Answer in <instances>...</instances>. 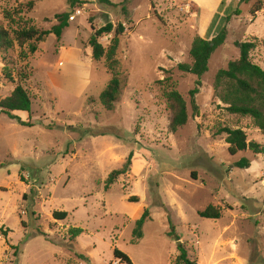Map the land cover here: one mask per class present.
<instances>
[{
	"label": "rangeland",
	"instance_id": "obj_1",
	"mask_svg": "<svg viewBox=\"0 0 264 264\" xmlns=\"http://www.w3.org/2000/svg\"><path fill=\"white\" fill-rule=\"evenodd\" d=\"M28 1L34 7L25 17L39 30L55 26V15L70 17L61 38L49 35L35 54L0 53V101L16 85L31 101L30 113H13L30 126L0 113V229L8 231L0 233V264H120L114 249L131 264H175L179 245L197 264H264V154L231 156L225 135L214 134L240 129L261 147L264 135L227 113L213 91L216 73L239 58L238 43L256 40L250 59L262 67L264 0H80L74 10L66 0H0V27L2 9ZM108 22L125 30L117 50L122 89L111 112L98 101L110 74L88 46L91 28ZM223 27L226 40L200 79L177 69L190 64L195 37L209 40ZM112 37L98 41L107 48ZM197 80L195 116L189 92ZM171 89L188 114L174 134L164 98ZM129 154L127 173L106 190ZM241 159L248 168L235 166ZM208 206L218 219L200 217ZM144 210L149 219L135 240ZM53 212L67 217L55 221ZM70 229L82 233L71 240Z\"/></svg>",
	"mask_w": 264,
	"mask_h": 264
},
{
	"label": "trees",
	"instance_id": "obj_2",
	"mask_svg": "<svg viewBox=\"0 0 264 264\" xmlns=\"http://www.w3.org/2000/svg\"><path fill=\"white\" fill-rule=\"evenodd\" d=\"M69 7L74 10L80 7L83 2L80 0H66ZM250 0H239V3L247 4ZM100 4L112 6L109 0H98ZM34 7L33 1L23 4H17L14 8H4L1 10L2 20L5 27H0V53L18 48L21 51L20 56L26 58L37 52L38 46L49 35H54L57 40L61 38L62 32L68 27L70 15L67 13L54 16L57 24L48 31L37 29L25 16L32 11ZM260 8L253 10L252 15L258 12ZM239 13H234L237 16ZM229 18H227L228 21ZM93 33L89 38L88 46L91 50V57L94 61L103 60L105 67L110 74V80L104 90L100 93L98 101L100 106L107 112L114 110L115 104L119 99L122 82L118 71L117 50L119 46V38L124 34V26L118 24L115 28L111 23H106L98 30L91 28ZM113 37L107 48L99 43V38L110 35ZM227 37L226 27L209 40L195 37L191 43L189 50L190 64H178L177 69L180 72L193 75L200 79L206 72L208 62L212 54L224 44ZM240 51L239 58L228 63L226 69L219 70L213 83L214 96L224 106L227 113L242 118H249L254 127L264 135V58L262 67L253 63L250 59V53L256 48L257 43L247 41L238 43ZM201 83L196 81L194 89L189 92L190 104L195 116L198 115V108L195 105L194 97L198 94ZM166 108L170 113L169 131L177 132L178 129L184 127L188 120L187 107L183 97L174 89L164 94ZM31 101L27 92L20 86L16 85L10 95L0 101V113L15 120L21 126H30L27 122H22L13 113L25 112L30 113ZM84 132L82 136H85ZM216 137L225 135V143L228 146L229 155L234 156L238 152L246 150L254 154H264V146L254 142H248L246 134L240 129L222 128L215 132ZM81 136V137H82ZM132 159L129 154L125 164L120 170L111 172L105 180L104 188L107 190L120 175L127 173ZM236 167L246 169L249 162L241 159L235 164ZM130 202H138L136 197H131ZM200 217L208 219H218L220 212L213 206H208L204 211L199 213ZM67 213L53 212L52 218L55 221L65 220ZM149 219L148 210H144L138 220L135 221L133 237L138 240L142 237V228ZM1 236L6 237L7 230L0 229ZM82 233L80 229H70L68 234L71 240H74ZM171 237L172 235L169 234ZM175 241L179 238L175 237ZM178 255L175 258V264H197L188 258L187 252L182 245L177 246ZM114 259L120 264H131L128 257L120 251L113 250Z\"/></svg>",
	"mask_w": 264,
	"mask_h": 264
},
{
	"label": "water",
	"instance_id": "obj_3",
	"mask_svg": "<svg viewBox=\"0 0 264 264\" xmlns=\"http://www.w3.org/2000/svg\"><path fill=\"white\" fill-rule=\"evenodd\" d=\"M180 244V242H177V245H179Z\"/></svg>",
	"mask_w": 264,
	"mask_h": 264
}]
</instances>
